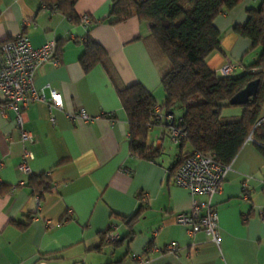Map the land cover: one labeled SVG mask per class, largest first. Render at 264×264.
I'll return each instance as SVG.
<instances>
[{
    "label": "crops",
    "instance_id": "0c3cea01",
    "mask_svg": "<svg viewBox=\"0 0 264 264\" xmlns=\"http://www.w3.org/2000/svg\"><path fill=\"white\" fill-rule=\"evenodd\" d=\"M110 2L77 0L74 10L91 19L89 35L105 49L122 84L140 83L160 106V75L145 43L149 25L133 14L109 24ZM258 5L241 0L214 19L221 52L206 57L210 71L229 60L236 64L231 76H238L256 60L258 49L246 61L250 42L234 26L244 25L247 9ZM87 29L40 0H0V44L21 33L33 47L53 40L59 59L34 72L33 86L44 100L24 112L23 129L32 143L21 142L12 110L5 108L2 116L0 95V264H264V155L258 143L244 141L213 198L219 246L202 232L189 235L174 216L188 210L192 198L170 177L178 148L167 123L181 112L165 116L160 109L162 122L149 129L147 145L161 150L158 158L131 155L126 115L106 71L99 64L88 72L80 66ZM50 88L61 108L48 101ZM79 110L87 120L70 118ZM24 150L32 153L28 173L18 169ZM40 174L51 191L41 192L38 207V194L26 181ZM110 226L119 235L115 243L106 240ZM169 243L176 244V254L164 250Z\"/></svg>",
    "mask_w": 264,
    "mask_h": 264
},
{
    "label": "trees",
    "instance_id": "16d2710c",
    "mask_svg": "<svg viewBox=\"0 0 264 264\" xmlns=\"http://www.w3.org/2000/svg\"><path fill=\"white\" fill-rule=\"evenodd\" d=\"M77 0H40L56 9L72 23H80L74 10ZM241 0H111L106 20L115 24L127 15H135L149 25L145 43L158 68L164 97L159 108L168 113L180 111L169 127L179 131L178 155L171 175L192 151L213 156L221 165H228L249 135L264 155V0L257 8L247 9L244 25H235L238 35L249 40L248 51L258 49L256 60L244 67L238 76H221L206 66V57L220 51L221 34L214 19L234 8ZM89 17V16H88ZM87 27L84 49L79 63L84 72L95 65L106 71L120 106L125 112L129 153L139 159L154 160L160 149L147 145L151 127L162 122L156 119V101L140 83L122 84L105 49L91 39ZM58 45L56 46V53ZM258 79L256 93L244 105L229 104V99L247 82ZM239 108L236 115H225L226 108ZM169 129V128H168ZM188 148L184 151V149ZM171 177V176H170ZM26 186L32 194L50 192L44 174L30 176ZM135 217V216H134ZM133 217L129 218L131 220ZM117 242V240L115 241ZM114 242V243H115ZM55 256H50L54 258Z\"/></svg>",
    "mask_w": 264,
    "mask_h": 264
},
{
    "label": "built area",
    "instance_id": "2783aa9c",
    "mask_svg": "<svg viewBox=\"0 0 264 264\" xmlns=\"http://www.w3.org/2000/svg\"><path fill=\"white\" fill-rule=\"evenodd\" d=\"M42 7H45L42 4ZM80 23L84 27L92 25L91 19L87 15H82ZM44 63L57 65L59 59L56 56V43L49 40L39 47L30 45L27 37L21 33L14 39L7 40L0 44V95L3 101L1 114L5 115V108L14 112L16 128L19 132L20 140L24 143H32L29 132L23 129L24 112L32 102L43 101L44 95L33 86L35 70ZM236 64L226 60L216 72L221 76H229L233 73ZM51 106L61 108L59 94L50 88ZM159 106L153 108L156 119L162 120L159 113ZM70 118L87 120V115L83 110L70 115ZM53 122V116L50 118ZM261 121H264L262 115ZM169 139L173 144L179 142V131L174 127L168 129ZM251 135L247 139H250ZM32 158V153L24 150L18 169L23 173H28L27 160ZM229 170L228 165L217 163L213 156L203 154L199 151H192L186 156L171 175V181L176 186L187 190L192 198L190 208L186 211L176 213L174 220L180 225L187 227V233L193 235L202 232L216 246L220 244V234L218 231L217 212L213 206V198L218 194L221 183ZM246 187L245 183L242 188ZM38 201V200H37ZM39 207V201L37 202ZM46 226H50V221H46ZM110 226L106 232V240L115 242L119 235ZM164 250L177 253V246L169 243ZM136 262H146L144 256H131Z\"/></svg>",
    "mask_w": 264,
    "mask_h": 264
},
{
    "label": "water",
    "instance_id": "95a60500",
    "mask_svg": "<svg viewBox=\"0 0 264 264\" xmlns=\"http://www.w3.org/2000/svg\"><path fill=\"white\" fill-rule=\"evenodd\" d=\"M258 86V79L251 80L247 82L242 88H240L235 94L229 99V104L234 106H241L252 100ZM171 113L164 111V115L168 116ZM172 122V119L167 123L169 126Z\"/></svg>",
    "mask_w": 264,
    "mask_h": 264
},
{
    "label": "rangeland",
    "instance_id": "374dc122",
    "mask_svg": "<svg viewBox=\"0 0 264 264\" xmlns=\"http://www.w3.org/2000/svg\"><path fill=\"white\" fill-rule=\"evenodd\" d=\"M254 50H252V51H248L247 52V54H246V61L249 59V58H251V56H252V52H253ZM228 108H226V109H224V110H227Z\"/></svg>",
    "mask_w": 264,
    "mask_h": 264
}]
</instances>
